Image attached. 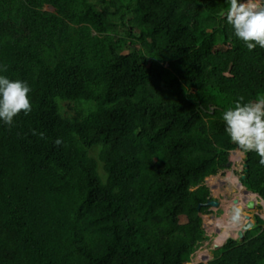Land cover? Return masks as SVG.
<instances>
[{
	"label": "trees",
	"instance_id": "trees-1",
	"mask_svg": "<svg viewBox=\"0 0 264 264\" xmlns=\"http://www.w3.org/2000/svg\"><path fill=\"white\" fill-rule=\"evenodd\" d=\"M227 7L0 0L2 74L28 82L32 106L0 123V264L189 263L208 238L205 179L235 149L263 204L195 264H264V165L222 120L264 96V49L234 37Z\"/></svg>",
	"mask_w": 264,
	"mask_h": 264
},
{
	"label": "clouds",
	"instance_id": "clouds-1",
	"mask_svg": "<svg viewBox=\"0 0 264 264\" xmlns=\"http://www.w3.org/2000/svg\"><path fill=\"white\" fill-rule=\"evenodd\" d=\"M227 3L228 7L224 10V15L227 23L233 29L234 37L242 41L249 51L257 47L264 49V0H227ZM4 71L6 69L0 66V123L11 126L14 123V118L21 111L25 115L31 112L32 106L29 97L31 88L27 81L12 79L2 74ZM222 120L225 123V132L231 142L244 151L255 152L260 157V164L264 165V96H259L256 100L249 101H245L243 96H239L234 101V106L227 108L223 112ZM57 143H59V140H57ZM237 150L239 149L233 151L236 152ZM228 163L230 164V160ZM243 164L241 165V174L244 169ZM239 179L241 180V177L238 178V182ZM245 190L247 188L244 189L245 194H253L254 196L247 199L237 196L235 198L238 199V202L234 203L233 200L235 198H233L231 203L238 205L241 204V200L255 199L258 203L254 210L241 209V212L244 215L249 214L254 222L250 212H256L255 209L259 204H263V201L257 193L249 190L246 192ZM217 202L218 204L215 207L218 209L219 201ZM237 212L238 209L235 207L230 209L232 222L238 219L239 215L235 217ZM237 223L239 225V222ZM234 230L236 234V229ZM232 238L237 239L236 236ZM221 246H218V248Z\"/></svg>",
	"mask_w": 264,
	"mask_h": 264
},
{
	"label": "rangeland",
	"instance_id": "rangeland-1",
	"mask_svg": "<svg viewBox=\"0 0 264 264\" xmlns=\"http://www.w3.org/2000/svg\"><path fill=\"white\" fill-rule=\"evenodd\" d=\"M44 8L47 10H52V8L50 6H45ZM234 155H235V151H233L229 154V160H230L229 166L220 170L216 175L211 176V177H207L205 180L206 185L210 189V193H211L212 198L216 199L219 202H223V201L229 200L231 198L233 199V198L237 197L238 194H240V192L236 186L232 188L233 190H231L229 194H228L229 190L227 189L228 188L227 185H229V183H230L229 182V175L231 174V168L234 165L231 157ZM241 170H242V167L240 168V172H238L237 170H235V171H237L238 173H240L239 175H241ZM239 175L235 173V178L238 179V177H240ZM252 197H253V195H252ZM225 204H227V205H225V208L223 206L224 204H221L222 208L220 210L217 209V207H215V206L210 207L209 210L211 213L205 214L202 216V219L204 221V228H205L206 235L208 236V238L202 243V245L197 249V251H195L193 253L191 261L189 263H186V264H195L198 262H206V261L210 260L213 257V254L216 253V248H214V244L221 246L223 244L222 242L225 241L226 237H235L236 236L235 231H233V232L230 231V233H228L229 230L226 229V227H227L226 225H225V228L221 227L219 232H217L214 228L217 224H218V226L222 225L223 222H220L222 219H228L229 220V218H232L230 216L229 210L233 208V205H232L230 200H229V202H226ZM255 211L257 212V208L255 209ZM253 212H250V214L253 215L254 214ZM237 216H238V219L236 221L242 223L244 220V217L242 215L241 208H238V212H237L235 217H237ZM259 216L264 219V212L260 213ZM209 224H211L210 226H213V228L211 230L209 228L210 226L208 227ZM256 228H258V225H255L254 229H256ZM232 229H236L235 226H233ZM252 231L255 232V230H252ZM221 233H224L225 238L219 242L218 239L220 237H218V235H221Z\"/></svg>",
	"mask_w": 264,
	"mask_h": 264
},
{
	"label": "crops",
	"instance_id": "crops-1",
	"mask_svg": "<svg viewBox=\"0 0 264 264\" xmlns=\"http://www.w3.org/2000/svg\"><path fill=\"white\" fill-rule=\"evenodd\" d=\"M244 157H245V154L243 153V152H241L240 150H237L236 152H235V155L234 156H232L231 157V159H232V162H233V167L231 168V174L229 175V185H227V189L229 190L228 191V194L230 193V191L231 190H233L232 188L233 187H237V189L239 190V192H240V194H238V196H242V197H244V199H247V198H249V197H251L253 194H245V192H244V189L246 188L245 186H243L242 184H240L239 182H238V179L237 178H235V173L236 174H240V173H238V172H240V168L242 167L241 165L244 163L243 162V160H244ZM235 170H237V171H235ZM228 174V173H227ZM228 176V175H227ZM240 176V175H239ZM239 178V177H238ZM215 187V186H214ZM254 196V195H253ZM232 199V198H231ZM231 199H229L230 201H231ZM229 200H225V201H223V202H219V205H218V209L220 210L221 208H222V206H221V204H224L223 206H224V208H225V205H227V204H225L226 202H229ZM233 200V199H232ZM232 205H233V207H235V208H242V204H238V205H234L233 203H232ZM231 219L232 218H229V220L228 219H222L220 222H223L222 223V225H219L218 226V224L214 227L215 228V230L217 231V232H219L220 231V228L221 227H224L225 228V225L228 227L227 229L229 230V233H230V231L231 232H233V231H235L234 229H232L233 228V222L231 221ZM234 221H236V220H234ZM238 222V221H237ZM237 222H235L234 223V226L236 225V223ZM239 223H241V222H239ZM211 224H209L208 225V227L210 226ZM210 228V230L213 228V226H210L209 227ZM223 231V230H222ZM220 235H218V237H219ZM225 238V237H224ZM228 237H226V239H227ZM225 239V240H226ZM225 242V241H224ZM224 242H222L223 244H224ZM215 245H217V244H214V246ZM217 246H219V245H217Z\"/></svg>",
	"mask_w": 264,
	"mask_h": 264
},
{
	"label": "water",
	"instance_id": "water-1",
	"mask_svg": "<svg viewBox=\"0 0 264 264\" xmlns=\"http://www.w3.org/2000/svg\"><path fill=\"white\" fill-rule=\"evenodd\" d=\"M220 14H224V10H222L220 12ZM227 164H229V163H227ZM243 167H244V171L246 172L247 171V164H243ZM240 177L244 178L245 174L242 173ZM239 182L241 183L240 179H239ZM245 191L248 192L247 190H245ZM233 202L237 203L238 199L235 198L233 200ZM240 202H241L243 208H246L247 210H254V208L256 207V204L258 203L255 199H249L247 201L246 200H241ZM217 204H218V202L216 200H214V199L208 200L206 202V205H208V206H216ZM197 208H199V205H198ZM253 227H254V222L251 220L250 215L249 214H245L243 222L241 224L239 223V227L236 228V238L237 239H243L244 232L249 230V229H251V228H253ZM214 247L218 248L217 245H215Z\"/></svg>",
	"mask_w": 264,
	"mask_h": 264
},
{
	"label": "bare ground",
	"instance_id": "bare-ground-1",
	"mask_svg": "<svg viewBox=\"0 0 264 264\" xmlns=\"http://www.w3.org/2000/svg\"><path fill=\"white\" fill-rule=\"evenodd\" d=\"M242 197V196H241ZM230 211V210H229ZM235 222H237V221H235ZM235 222H233V226H234V223ZM241 224V223H240ZM239 227V225H238V223H236V225H235V228H238ZM228 227H226V229H227ZM227 233V232H226ZM229 233V232H228ZM233 234V233H232ZM228 235V234H227ZM220 238L218 239V241L220 242V241H222L223 239H224V233H221V235L219 236ZM202 253V252H201ZM200 254V253H199Z\"/></svg>",
	"mask_w": 264,
	"mask_h": 264
}]
</instances>
